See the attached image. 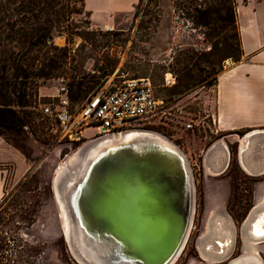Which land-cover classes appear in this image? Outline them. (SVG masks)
<instances>
[{
    "label": "rangeland",
    "instance_id": "374dc122",
    "mask_svg": "<svg viewBox=\"0 0 264 264\" xmlns=\"http://www.w3.org/2000/svg\"><path fill=\"white\" fill-rule=\"evenodd\" d=\"M235 1L240 7L237 24L245 34L252 35L246 27H264V0ZM210 3L209 0H139L128 18L117 25L100 26L90 20L82 0L58 1L51 12L57 21L51 32L56 48L42 50L48 56H57L62 63L51 67V75L39 79V85L32 87L31 104L26 106L32 115L31 125L0 134V264H79L60 233L52 182L59 165L82 142L66 143L60 127L38 110L39 104L56 92L59 77H64L67 83L72 75L75 80L95 79L87 93L108 81L118 84L135 76H148L155 84L166 117L162 119L164 122L153 119L151 127L183 149L194 183L190 229L172 264H187L191 258L203 262L195 241L203 225L207 183L226 184L225 208L236 226H240L254 204V184L264 177L245 175L234 161L224 173L206 174V160L196 154L204 146L201 136L208 132L207 143L211 144L226 131L182 130L184 122L203 113L204 105L213 101L216 75L224 68L226 59H232L219 60L208 55L212 42L218 38L210 36L207 26L198 22L195 9L203 11ZM186 55L192 57L187 65L182 60ZM186 69L196 80L190 87L182 88L177 75ZM166 70L175 74V83L169 87L163 86ZM86 94L72 100V106L81 104ZM94 130L89 126L84 133L89 135ZM236 240L233 255L242 252L240 235Z\"/></svg>",
    "mask_w": 264,
    "mask_h": 264
},
{
    "label": "water",
    "instance_id": "95a60500",
    "mask_svg": "<svg viewBox=\"0 0 264 264\" xmlns=\"http://www.w3.org/2000/svg\"><path fill=\"white\" fill-rule=\"evenodd\" d=\"M57 184L79 264H172L182 249L194 183L185 152L165 134L134 127L95 137Z\"/></svg>",
    "mask_w": 264,
    "mask_h": 264
},
{
    "label": "trees",
    "instance_id": "16d2710c",
    "mask_svg": "<svg viewBox=\"0 0 264 264\" xmlns=\"http://www.w3.org/2000/svg\"><path fill=\"white\" fill-rule=\"evenodd\" d=\"M58 1L0 0V134L31 125L32 115L26 106L31 104L32 87L51 75V67L62 63L57 56H48L42 50L56 48L51 32L57 21L51 12ZM209 1L212 3L205 10L195 9L198 22L207 26L210 36L218 38L212 42L208 55L219 60H238L242 49L235 0ZM182 60L187 65L192 57L186 55ZM177 76L182 88L190 87L196 80L188 69ZM95 83V79L75 80L72 75L68 83L71 100L86 94Z\"/></svg>",
    "mask_w": 264,
    "mask_h": 264
},
{
    "label": "crops",
    "instance_id": "0c3cea01",
    "mask_svg": "<svg viewBox=\"0 0 264 264\" xmlns=\"http://www.w3.org/2000/svg\"><path fill=\"white\" fill-rule=\"evenodd\" d=\"M242 1L247 3L248 0ZM82 2L93 23L113 26L130 16L139 0H82ZM235 3L237 23V10L240 7L238 2ZM253 10L254 12L257 10V4ZM248 25H252V22ZM237 27L242 55L238 60L226 59L224 68L215 78L213 101L204 105L203 110L211 113L214 119V124L209 127L210 132L226 131L219 138L226 142V148L222 144L218 145L220 162L217 168L221 167L224 161H227L228 168L230 162L234 161L245 175L254 178L264 177V27H246L252 34L249 36L243 32L239 24ZM201 137L204 146L196 153L199 157L204 156V150L209 145L208 132ZM241 161L249 172L244 171ZM261 182H256L253 189Z\"/></svg>",
    "mask_w": 264,
    "mask_h": 264
},
{
    "label": "built area",
    "instance_id": "2783aa9c",
    "mask_svg": "<svg viewBox=\"0 0 264 264\" xmlns=\"http://www.w3.org/2000/svg\"><path fill=\"white\" fill-rule=\"evenodd\" d=\"M59 85L50 99L39 104L42 116L49 117L59 127L66 143L77 145L84 138H95L108 133L134 127L152 129L153 119L164 122V103L156 93V86L148 76H135L123 79L118 84L108 81L86 94L84 101L72 106L68 83L64 77L58 78ZM175 83V74L166 70L163 86ZM166 123V122H165ZM214 124L211 113H198L182 125V130L192 133L206 131ZM95 130L86 135V127Z\"/></svg>",
    "mask_w": 264,
    "mask_h": 264
},
{
    "label": "bare ground",
    "instance_id": "6f19581e",
    "mask_svg": "<svg viewBox=\"0 0 264 264\" xmlns=\"http://www.w3.org/2000/svg\"><path fill=\"white\" fill-rule=\"evenodd\" d=\"M122 133L123 131H116L106 135L118 138ZM94 140L95 138H89L82 142L76 149L71 150L73 152L59 165L53 177L52 187L59 210L61 234L65 235V233H67L69 223L60 197V192L57 189V183L70 168H74L76 163L80 160L85 146ZM225 143L226 142L221 139L213 142L212 146L215 148L211 153L212 155L210 154L204 162L206 174L216 175L221 169L226 168L228 164L227 161L221 164V168H217L220 162L219 152L217 151L219 149L218 145L222 144V146L226 148ZM241 164L244 167V171L246 170V172H249V169L242 161ZM206 187L207 199L203 216V225L195 241L198 257L203 260V262L199 259L191 258L187 264H213L220 262H224L225 264H264V257L261 255H264V235H257V232L264 231V180L257 184L254 191V204L246 217L242 220L240 226H236L234 219L225 208L226 184L222 181H215L213 185L207 183ZM237 235H240L242 252L233 255Z\"/></svg>",
    "mask_w": 264,
    "mask_h": 264
},
{
    "label": "flooded vegetation",
    "instance_id": "af4514ba",
    "mask_svg": "<svg viewBox=\"0 0 264 264\" xmlns=\"http://www.w3.org/2000/svg\"><path fill=\"white\" fill-rule=\"evenodd\" d=\"M210 145V144H209ZM209 145L208 146H206V148H205V150L204 151H206L208 148H209ZM211 147V146H210ZM228 168H227V166H226V168L222 171V172H220V173H224L226 170H227ZM254 178V177H253ZM261 254V253H260ZM263 257H264V255L263 254H261ZM188 263V262H187ZM221 263V262H220ZM215 264H217V263H215ZM225 264V263H224Z\"/></svg>",
    "mask_w": 264,
    "mask_h": 264
},
{
    "label": "snow or ice",
    "instance_id": "6c2138e0",
    "mask_svg": "<svg viewBox=\"0 0 264 264\" xmlns=\"http://www.w3.org/2000/svg\"><path fill=\"white\" fill-rule=\"evenodd\" d=\"M257 235H264V231L257 232Z\"/></svg>",
    "mask_w": 264,
    "mask_h": 264
}]
</instances>
